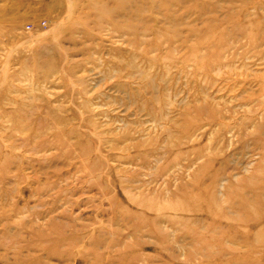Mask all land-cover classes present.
Returning <instances> with one entry per match:
<instances>
[{"label":"rangeland","instance_id":"rangeland-1","mask_svg":"<svg viewBox=\"0 0 264 264\" xmlns=\"http://www.w3.org/2000/svg\"><path fill=\"white\" fill-rule=\"evenodd\" d=\"M0 264H264V0H0Z\"/></svg>","mask_w":264,"mask_h":264}]
</instances>
